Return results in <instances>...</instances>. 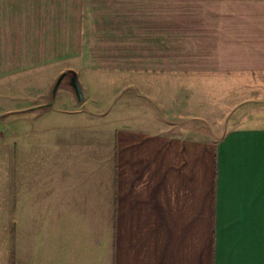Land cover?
Here are the masks:
<instances>
[{"label": "crops", "instance_id": "crops-1", "mask_svg": "<svg viewBox=\"0 0 264 264\" xmlns=\"http://www.w3.org/2000/svg\"><path fill=\"white\" fill-rule=\"evenodd\" d=\"M68 71L83 101L42 107ZM262 76L264 0H0V80L29 96L0 264H264V126L215 137L198 104Z\"/></svg>", "mask_w": 264, "mask_h": 264}, {"label": "rangeland", "instance_id": "rangeland-1", "mask_svg": "<svg viewBox=\"0 0 264 264\" xmlns=\"http://www.w3.org/2000/svg\"><path fill=\"white\" fill-rule=\"evenodd\" d=\"M67 78L61 82L58 88L65 85L73 94L68 86ZM55 82L51 86L48 94L49 102L44 106L49 105L51 102V91ZM212 82L213 84L218 83L211 90L214 96H208L205 98L206 100L200 99L198 101V104H203L202 106L200 105L201 108L206 109L208 113L206 111L196 113L200 116H205L207 113L210 122L208 123L212 127L209 130L213 131L215 137L222 134L226 130L227 125L247 127L264 126V76L256 80H243L241 88L244 89V92L238 97L222 96L221 81L217 80ZM25 93L26 90L14 86L13 78L0 80V184L3 183V173H6V183L12 184L13 168L15 166L18 167L13 160L16 149L14 142V121L19 118V114H17L18 112L15 109L24 104L25 98H29ZM22 130L25 132V129ZM38 135L32 133L28 137L23 138L21 149L23 153V162H21L23 168H39L40 162H43L41 159H43L44 152L49 145L43 142L46 141V137H39ZM29 137L31 139L34 138L31 141H29L30 139L26 140Z\"/></svg>", "mask_w": 264, "mask_h": 264}, {"label": "water", "instance_id": "water-1", "mask_svg": "<svg viewBox=\"0 0 264 264\" xmlns=\"http://www.w3.org/2000/svg\"><path fill=\"white\" fill-rule=\"evenodd\" d=\"M66 77H68V86L70 87V89L72 90L73 94L75 95V98L77 100V102H82L83 101V92L81 89V86L77 80V77L74 73H72L71 71L65 72L63 74H61L58 79L56 80L52 91H51V102L49 103V105L43 106V107H48L52 104L54 97H55V93L59 87V85L61 84V82L63 81V79H65Z\"/></svg>", "mask_w": 264, "mask_h": 264}]
</instances>
